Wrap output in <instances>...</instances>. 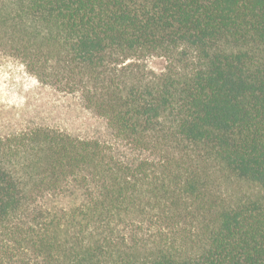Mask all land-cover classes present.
Returning a JSON list of instances; mask_svg holds the SVG:
<instances>
[{
  "label": "trees",
  "instance_id": "obj_1",
  "mask_svg": "<svg viewBox=\"0 0 264 264\" xmlns=\"http://www.w3.org/2000/svg\"><path fill=\"white\" fill-rule=\"evenodd\" d=\"M0 55L107 125L0 134V264H264V0H0Z\"/></svg>",
  "mask_w": 264,
  "mask_h": 264
},
{
  "label": "rangeland",
  "instance_id": "obj_2",
  "mask_svg": "<svg viewBox=\"0 0 264 264\" xmlns=\"http://www.w3.org/2000/svg\"><path fill=\"white\" fill-rule=\"evenodd\" d=\"M149 65L162 70L161 59ZM45 126L59 129L81 139L107 135L106 123L87 110L77 96L57 92L41 85L18 61L0 55V134L21 127ZM69 206V200L60 202Z\"/></svg>",
  "mask_w": 264,
  "mask_h": 264
}]
</instances>
